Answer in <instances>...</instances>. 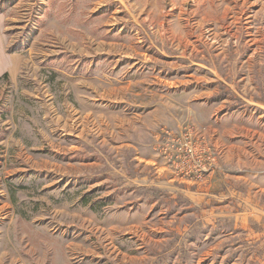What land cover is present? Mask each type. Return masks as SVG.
I'll list each match as a JSON object with an SVG mask.
<instances>
[{
	"label": "rangeland",
	"instance_id": "1",
	"mask_svg": "<svg viewBox=\"0 0 264 264\" xmlns=\"http://www.w3.org/2000/svg\"><path fill=\"white\" fill-rule=\"evenodd\" d=\"M0 264H264V0H0Z\"/></svg>",
	"mask_w": 264,
	"mask_h": 264
},
{
	"label": "crops",
	"instance_id": "2",
	"mask_svg": "<svg viewBox=\"0 0 264 264\" xmlns=\"http://www.w3.org/2000/svg\"><path fill=\"white\" fill-rule=\"evenodd\" d=\"M16 59H15V57L13 58V61H15Z\"/></svg>",
	"mask_w": 264,
	"mask_h": 264
}]
</instances>
